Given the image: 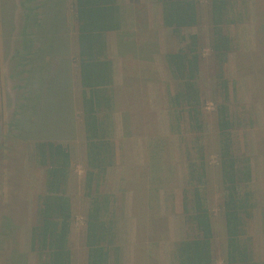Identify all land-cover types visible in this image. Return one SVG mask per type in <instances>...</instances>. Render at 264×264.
Wrapping results in <instances>:
<instances>
[{"label":"rangeland","instance_id":"1","mask_svg":"<svg viewBox=\"0 0 264 264\" xmlns=\"http://www.w3.org/2000/svg\"><path fill=\"white\" fill-rule=\"evenodd\" d=\"M234 1L236 12L244 18L237 23L247 21L248 10L245 1ZM199 2L202 8V26L198 29V33L203 51L199 83L205 100L206 121L202 143L205 146L209 171L206 192L208 205L213 212L215 264H225L226 236L215 116V102L222 100V96L218 88V63L208 54L207 49L210 35L209 12L203 9V6L208 4L209 10V3L207 0H199ZM147 15L146 5L138 1L133 9L131 25L126 30L128 33L129 30L136 33L138 40L136 49L146 44V49L144 48L142 53L139 49V58L135 60L132 56L135 47L128 46L124 42L121 44L119 38V46L128 55L125 63L130 76H125V84L130 89L118 96V106L124 107L125 113L130 114L129 132L132 136L147 139L152 149L161 145L164 153L163 162L166 166L162 173L164 174L166 169L169 173L173 168L177 171V173L173 172L170 182L166 180L161 183L165 184V190L177 189L181 199L183 186L180 187L178 171L184 170L186 147L192 145L194 134L189 132L188 123L184 118V122L176 132L178 133L177 145L172 135L170 138L160 140L161 142L157 140L159 138L154 139L157 136L156 116L148 105L147 88L150 82L154 80L162 82V79L157 75L153 59H149L148 42L161 40L162 33L161 29L150 26ZM73 16L74 0H0V223L3 215H9L18 224L15 230V244L10 250L11 257L25 254L26 262L19 257L18 264H37L36 256L30 249V234L32 225L38 219L41 195L45 192L46 170V167L39 162L38 142L53 141L67 144L72 153V174L67 184V193L72 200L73 221L78 222L77 227L80 226L81 215L85 213L90 202L85 195L83 175L86 154H81L83 153V135L79 128L81 119L77 118V112L80 110V86L78 82L75 83L78 60ZM237 23L225 27L235 40L239 36ZM122 35L121 33L120 37ZM259 35L264 38V28H261ZM171 37L173 42H176L174 47L178 46L180 39L173 33ZM167 45L172 46V43L169 42ZM235 53L238 57L240 56V53ZM129 55L132 57L129 58ZM241 57L244 58L240 59L241 62L250 67L248 71H254L256 92L253 100L264 102V54H259L255 59ZM158 62L160 63V59ZM226 63L224 76L230 83L229 67ZM239 71L242 73L244 70L239 69ZM49 84L53 88L51 91L47 90ZM172 84L176 85L173 79ZM259 84H262L260 90ZM233 93L235 94L234 88L230 84L229 97L233 98ZM47 99L51 104L57 102V106L51 109L47 105ZM120 99L121 104H119ZM232 110L235 152L243 160L246 157L242 153V137L249 130L255 129L257 124L253 121L252 112L247 107L233 103ZM255 132L258 134L259 130L255 129ZM113 141L116 155L114 165L118 161L121 164L127 163L131 158L129 141ZM118 150L120 156H118ZM143 150L146 151V149ZM148 157L154 158L151 154ZM138 168L129 166L127 174L136 178L138 182L136 186L142 190V193L149 172L146 168ZM129 169L133 171L129 172ZM250 182L247 188L257 195V205L255 213L247 220L246 239L251 244L255 260L264 263V205L259 203L261 201L260 185L258 182L251 185ZM105 183L104 177L100 187L102 191H105ZM242 188L244 189L243 186ZM179 199H172L171 209L174 214L180 206ZM139 206L142 209V206ZM153 213L157 215V211L154 210ZM147 215L150 214L147 213ZM145 221H148L146 217ZM145 224L147 225V222ZM79 232H75L72 241L74 263L83 264L86 261V253L83 250V235ZM154 236L152 235L151 238ZM144 239L147 240L146 237Z\"/></svg>","mask_w":264,"mask_h":264},{"label":"trees","instance_id":"2","mask_svg":"<svg viewBox=\"0 0 264 264\" xmlns=\"http://www.w3.org/2000/svg\"><path fill=\"white\" fill-rule=\"evenodd\" d=\"M162 6L165 26L186 43L176 51L167 52L165 59L175 80L171 106L186 118L189 132L194 134L192 145L186 147L187 179L183 188V212L189 232L176 242V264H215L213 212L208 205L206 185L209 171L202 134L205 129V100L199 83L203 51L200 34L186 39L183 29L199 24V0H158ZM211 15V56L218 63V88L222 100L215 102L217 157L221 178L222 210L226 236L225 264H259L246 239L247 220L252 217L255 203L247 188L251 181L248 159L241 160L235 152L234 122L229 106V83L224 65L233 47V38L226 25L243 21L236 12L234 0H209ZM263 9L264 0H257ZM260 8V10H261ZM74 23L77 30V60L80 74V111L86 142L85 195L89 207L85 217L87 246L86 264H110L111 250L117 252L116 220L111 207L112 193L100 189L107 169L115 164V143L110 137L100 112L113 108L112 62L107 57L109 31H119L118 0H74ZM158 42L150 41L149 54L159 51ZM140 52L146 44L138 47ZM139 52V51H138ZM143 58V56H142ZM39 162L46 167L38 219L31 227V252L37 264H73L69 246L73 224L72 200L67 184L72 174L71 152L67 144L40 141L37 143ZM244 187V189L242 188ZM15 225V226H14ZM152 229L167 231L165 219H153ZM18 224L7 215L0 223V264H18L11 257ZM156 238L155 240H153ZM161 236L147 241L158 242ZM12 258L14 260H12ZM157 264V261H156Z\"/></svg>","mask_w":264,"mask_h":264},{"label":"crops","instance_id":"3","mask_svg":"<svg viewBox=\"0 0 264 264\" xmlns=\"http://www.w3.org/2000/svg\"><path fill=\"white\" fill-rule=\"evenodd\" d=\"M138 1L146 5V11L148 12L147 16L150 26L161 29L162 33L161 40H158L159 51L155 50L153 54L149 55V59H153L157 75H159V77L162 79V82H158L156 80L150 82L147 88L148 105L151 111L156 116L155 121L157 124V136L154 139L159 138L157 140L162 141L164 139L170 138V136L172 135L174 136V143L175 145H177L176 140L178 141V133L176 132L178 131V128L181 127L182 122H184V118L182 120H179V114L177 110L171 106L170 95L174 94L176 89L175 85L172 84L173 77L168 63L165 59V54L167 52L178 50L186 43V41L180 40V42H178V46L174 47L176 42H173V37H171L173 33L172 29L165 26L163 23L162 6L158 2V0H118L119 21L121 26L120 30L109 31L106 33V53L107 57L112 62L113 84L111 87L113 96V108L111 110L101 111L100 117L102 118L110 137L115 140V142L116 140L124 142L129 141L131 146V158L125 164H121V162L118 161L116 165L110 166L107 169L105 176V191L114 195V202L111 210L114 213L117 231L115 241L117 252L114 249L111 250L110 264H156V261L157 264H176L177 256L175 244L177 241L185 238L188 234V228L185 222V214L183 212V197L179 199L177 189L169 188L165 190V184L161 183L165 182L166 180L170 182V180L173 178V172H175L176 170L175 168H173L168 173V170L166 169L164 174L162 173L166 166L163 162L162 155L164 153L161 145L158 144L159 146H156L152 149L149 147L147 139L143 138V140L141 137L132 136L129 132V124L131 122L130 114L125 113L124 107L119 108L118 106V96H121V93H125L126 90L130 89L125 84V76H130L127 63H125V58H127L128 55L121 49V46H119V38L121 44L122 42H124L128 46H132L133 48L135 47V49H133L134 52L132 56L135 58V60L136 58H139V48L136 49L138 42L136 33H132L131 30H129V33L128 31H126L131 25L133 19V9L135 8V5L138 3ZM208 1L209 0H207V2ZM243 1H245L248 10V20L243 23L241 22L236 24L239 30V36L237 40H235L230 34L233 38V47L229 53L228 61L226 63V65L229 67L230 73L228 77L230 80L229 85L231 84L235 92V94L233 93V98L230 97L229 106L231 116L233 111V103H237L241 106L247 107L249 111L252 112L253 121L255 122V124H257V127L255 129L259 130L258 134L255 132V129H251L242 137V153L245 155V159H248L249 161L251 170L250 184L252 185L258 182L261 190V201L259 203H261V205H264V102L253 100L254 93L256 92L254 71H248L250 67L245 66L244 63L240 60L241 58L242 60L244 59L241 56H247L246 58L250 57L252 59H255L259 54H264V38L259 35V31L261 30V28H264V22L260 23L261 18H263V9L259 6L257 0ZM203 9H206V11L209 12L208 4L206 6H203ZM58 10L60 11L59 8ZM199 10V24L197 26L186 27L183 29V35L186 39L190 34L198 33V29H200V27L202 26V8L200 7ZM208 23L210 28V13ZM121 33L123 35L120 37ZM75 35L77 42V30L75 31ZM169 42L172 43V46L167 45ZM210 43L211 35H209L207 45L208 54H210L211 56L212 51L210 48ZM76 50L78 52V42L76 44ZM235 52L240 53V56L238 57ZM132 56L129 55V58H131ZM158 59H160V63L158 62ZM77 67V81L75 83L78 82L80 86L78 64ZM239 69H243L244 71L241 73ZM201 72L202 70L200 71V73ZM258 79L259 76L257 77V80ZM50 85L51 84H49L47 90L51 91L53 88ZM261 86L262 84H259V90ZM47 101V105L51 109L57 106V102L51 104L48 99ZM119 104H121V99ZM77 118L81 119L80 110L77 112ZM79 122L81 124L80 120ZM79 128L83 135V153L81 154H86V142L83 126L79 125ZM175 134L177 136H175ZM143 149H146V151L144 152ZM151 150L153 151L152 153ZM150 154L153 155L154 158L148 157ZM118 156H120L119 150ZM129 166L133 168L139 167L138 169L146 168L149 172L148 177L146 178L144 191L142 193V190H140L139 187L136 186L138 183L136 182V178H133L132 175L130 176L127 174V169ZM85 170L86 163L84 165L83 178L85 177ZM132 171V169H129V172ZM179 173L181 185L180 187L183 186L184 188L187 179L186 159L184 170L181 172V169H179L178 174ZM167 184L168 183H166V185ZM250 191L253 193V201L256 207L257 195L252 190ZM176 198L177 200L179 199L180 206L178 207L177 213L174 214L171 209V205L173 202L172 199L176 200ZM139 205L142 206V209ZM88 207L85 213H82L81 215L80 226L77 227L78 222L75 221H73L72 224L69 246L72 251L73 264L76 263H74V247L72 246V241L76 231H80L83 235V250L86 253L87 260V246L85 244V217L88 211ZM255 207L253 209V213H255ZM154 210L157 211V215L153 213ZM147 213H149L150 215H147ZM145 217L148 219V221H145ZM154 218L165 219L167 222V231L164 228L161 230H153L151 224ZM145 222H147V225L145 224ZM152 235L161 236V238L158 242L147 241L148 238ZM145 237L147 239L146 241L144 239ZM214 247L215 228L213 249ZM86 262L87 261H85L83 264H86ZM258 262L259 264H264L261 261Z\"/></svg>","mask_w":264,"mask_h":264}]
</instances>
